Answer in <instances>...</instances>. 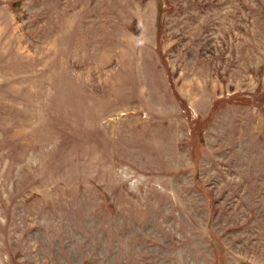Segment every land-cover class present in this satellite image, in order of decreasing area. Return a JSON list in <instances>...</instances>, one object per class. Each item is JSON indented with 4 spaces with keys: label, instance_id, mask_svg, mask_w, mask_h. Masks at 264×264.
<instances>
[{
    "label": "rangeland",
    "instance_id": "374dc122",
    "mask_svg": "<svg viewBox=\"0 0 264 264\" xmlns=\"http://www.w3.org/2000/svg\"><path fill=\"white\" fill-rule=\"evenodd\" d=\"M0 264H264V0H0Z\"/></svg>",
    "mask_w": 264,
    "mask_h": 264
}]
</instances>
